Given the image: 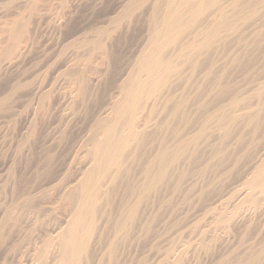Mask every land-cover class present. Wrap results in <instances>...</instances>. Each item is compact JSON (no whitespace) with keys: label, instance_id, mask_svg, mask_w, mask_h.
Here are the masks:
<instances>
[{"label":"rangeland","instance_id":"1","mask_svg":"<svg viewBox=\"0 0 264 264\" xmlns=\"http://www.w3.org/2000/svg\"><path fill=\"white\" fill-rule=\"evenodd\" d=\"M128 1L127 0H37V2L34 3V5H36L34 7V5L32 4L33 1L31 0H0V54L3 44L7 43L6 23L11 22L13 19L17 17L25 16L24 20L26 21V25L27 24L29 25V26L27 25L28 31L30 30L29 33L27 32L28 37L26 36V40L24 38L23 42L18 47L17 53L15 54V57L18 56L17 57L18 59L15 58V61L11 66L10 65L8 66V64L10 63L9 62L7 63V61L4 58L0 57V100H1L0 101V264H15V263L24 264V262L25 264H39V262L37 261L38 248L41 247L42 244L45 243V241L53 244L54 241L57 239L55 242L57 243L58 238L56 234L60 229H61L60 231L64 229L63 225L64 227L66 225L64 221L67 222L68 213L67 215H63L65 214L63 213L64 207L63 205L61 206V204L63 203L62 200L64 198L61 199V197L67 190L69 191L70 188H72L73 185L76 184L82 178V176L80 175H83V173L85 174L87 172L89 168L87 164L89 165L91 164L90 161L91 156L89 155L91 153L87 152V150L92 148V147L88 148L87 144H89V147L92 145L91 138L93 137L92 134H95L94 133L96 130L95 127L98 124V121L100 123L101 121L102 122L104 121L105 117L106 118L110 117V115H107L106 112H108V114L112 112V109L110 108H113L115 102H117L118 100V99L116 100V98H119L118 97L119 90L117 91V89H119L120 83L122 81V77L124 79V76L126 77L130 69L133 68V66L137 63V60L140 57L142 50L150 46V23L148 20L149 19L148 14L150 13L149 8H151L150 4L152 0H150V3L148 2L149 0H145L143 3L140 4V7H138V5L134 7L135 11H136L135 8L138 7L139 8V9L137 8L138 11H136V13H134L135 12L134 11L132 14L129 15V17L127 16L128 18L121 17L120 11L123 8L122 6L125 5ZM116 15L118 16L116 17ZM110 17L111 18L115 17V18L112 19L113 20L112 21ZM124 18L126 19L123 21L122 19ZM24 20L23 22H25ZM247 29L249 32L246 31ZM255 29H257L256 26L246 28L245 31L249 35V38L250 37L252 38ZM247 34L246 36L248 37ZM101 41H103L104 43ZM97 42L98 43L101 42V44L99 43L100 45H98ZM261 43L262 42H260V44L256 46L255 44L249 42V44L252 45L254 48L252 46L250 48L249 44H248L249 47L247 46V44H242V46L239 45V47L230 46L229 47L230 49L228 48L226 54H222L224 58L229 57L232 55L230 54L231 50L234 49L233 50L234 53L240 50L239 51L240 54L247 53L245 55H249L248 57H252L251 64L253 66L250 65L252 68L251 67L249 69L244 68L245 69L244 71L243 69L242 70L231 69V72H229V76L231 75V77H233V79L232 78L230 79V77L228 76L231 82L229 83L235 85V86L233 85L231 86L234 89L236 87L237 91H240L241 95H243L244 93H246L247 95L252 91L251 89L256 88L257 84L259 83L258 81H256V79L255 81L250 80L254 76L253 75L254 72L258 74L257 75L254 73L257 76V78L260 77L262 74L264 75L263 70H261V68L264 65V56H263L264 54L262 53L264 52V43L262 44ZM102 44L103 46L101 48H104L105 50L104 49L102 50L99 47ZM245 49L246 51H244ZM258 50L260 51L257 52ZM106 51L108 53L107 54L108 56L106 57L107 60L106 58L104 59L102 58L103 56L104 57L106 56ZM228 52L230 54L229 56H228ZM260 53H262L263 55ZM220 56L221 54L219 55V53H216L217 58L215 59H219L218 61H216L218 64H220L221 60H222L221 64H223L224 60H225L224 64L229 63L228 62L229 60L227 61V59L229 58L224 59L223 56L221 57ZM232 72H233V76H232ZM235 72L236 75L234 74ZM249 72L252 73L251 76ZM82 76H84L85 78ZM77 77L78 79L83 78V80L79 79V81H81L82 83L84 81L86 82V83L84 82V90L86 89V84H88L87 85L88 87L86 89L87 93L84 90L82 91L83 93L82 95L84 97L87 95L85 98L81 94H78V91L79 93H81L80 92L81 89L79 90L78 89L79 87L77 88L78 85L75 84L76 81L78 80ZM186 77H184L183 80L185 79L186 81H188L187 80L188 78L186 79ZM200 78L199 81H196L198 79L197 76L193 83L191 82V84H189L187 82L188 85H186L185 83L186 81L184 82L183 80H179L177 82L175 81L176 85H173L174 88L171 87V89L173 88L172 91H174L177 97H180L183 94H187V92H189L188 96L191 95V97L192 96L194 97V98L192 97V100L198 99L200 101V104L204 103V105L205 104L209 105V108L213 105L212 103L215 100L217 102L214 103H219L217 105H224L225 104L224 102H228L227 100L228 98H226V96L225 97L223 96L225 99L222 102H219L221 98L223 99L222 96L217 98L218 97L217 95L221 94V90L215 88H214L215 90L211 89L214 87V84L212 85V83L210 85L207 83V85L209 86H206L204 90L199 89L198 82L200 83V81H203ZM75 79L77 80L75 81ZM210 90L213 91L209 92ZM172 91L170 90V92ZM214 96L216 98H214ZM109 103H111L112 107L110 106ZM158 104L160 105L161 103L158 102ZM108 106H110L109 110L107 108ZM160 106L157 107L160 109ZM197 106L198 104H196V102L191 103V105L188 107L187 112L191 114V116L193 115L195 116L196 113L198 112L196 108ZM194 111L197 112L194 113ZM102 113L105 115H103ZM101 115L105 117L103 118L101 117ZM157 115L160 117L163 114L160 115L157 114ZM97 118L100 119L97 120ZM157 120L159 121L160 118L159 119L157 118ZM150 127H148L147 133L149 132V134L151 135L152 131L153 132L155 131V128L154 125H151ZM155 134L157 135L158 133L156 132ZM159 134L162 135V139L168 136V134H166L165 136L163 132L162 133L159 132ZM90 135L92 137H90ZM152 135L153 136H149V138L152 137L150 139L151 141L147 142V144L144 145L145 148H143L147 151L144 152V150L142 149V153L143 152L150 153L151 150L154 151V149L159 144V142L157 144L155 138H159L157 140L161 141V138L159 137L161 135H159L158 137H156L155 135V138H154V134ZM262 135H259V137L261 138L257 139V141H259L260 139L259 143L261 144L262 142V144L260 145L257 143L256 145L257 142L256 141L254 143L255 145H253L252 147L249 146L251 145L249 144L250 142L249 139L251 140L252 138L249 136L247 137V140L245 141V143L246 142L247 143L241 146L238 152L243 151L240 154L243 153H245L243 155L248 154L247 155L248 158L246 157L248 160L246 159L244 161V164L242 163L241 165H239V167H237L238 171L235 173V175H233V178L234 177L235 178L233 179L231 177L230 179L231 181L228 179V181L230 182L226 180V184L225 181H223V178L221 179L222 182H220L219 184L216 183L217 181L216 179L213 180L214 183L213 181H211L212 180L211 178L215 177L213 175H216L217 172H219L218 173L219 175L224 173V169L220 168L222 166L219 167V169L221 170L223 169L222 171L216 168L218 170L216 174H214L215 169L211 167L212 164L210 165V168L206 170L207 174L206 171H204L203 166L204 165L207 166L208 164V160L206 159L208 157L207 153L210 151L209 148H205L206 144H203L202 146L203 148L206 149V151L207 150L209 151H207V153H203V151L204 152L206 151L201 147V149H203L201 150V152L205 154V156L203 157V154L201 153L202 160H199L198 163L196 162L195 166L193 165L194 163H192L191 166L187 165L188 166L187 167L185 164H188V161L187 160H186L187 162L182 161L181 164L187 167L185 168V166L184 167L181 166V169L185 168L184 171L187 170L186 172L187 174H185L186 176L184 175L185 176L183 177L184 179L182 178L181 180L183 184L179 183V185L183 186V188L182 187L178 188L177 190L178 193H177L176 191H173V189L170 186V190L172 192L170 190L169 191L167 190L168 192L162 191L160 192L161 195H157L156 197L154 196L153 197L154 199L152 198L148 204H151L152 202L154 203L156 199L155 201L156 205L155 204L154 206L148 205V207H150L155 214L152 213L153 212L152 210H151L152 212L149 211L150 210L149 208L142 209L143 210L142 214L144 213L142 217L143 220L144 219L146 220V218H148L151 214H154V217L156 215L155 219L157 218L158 219L155 220L156 223H153L151 229L149 228L150 229L149 233L145 232L141 224L138 223V225L142 227H139L136 224L137 227L136 228L134 227V229H132L133 231H131L133 237L131 236V238L127 239L128 241L127 240L125 241V243L127 242L126 244L123 242L125 246L118 248L119 252L117 253V256L119 255V260L117 257L116 258L117 259L116 262H118L117 264H222L224 260L229 258V256L232 257L234 262L243 259L246 250H248L250 246H251L250 249L252 251L258 249L260 250L264 246L263 244L264 243V200L261 201L260 206L258 208H255L251 206L249 202H246L245 205L246 207L247 206L248 207L247 208L245 206H244L245 208L239 207L238 209L241 210L239 211L237 207H235L236 205L235 206L233 205L236 204L237 202L235 203V201H232L231 203V199L236 197L238 192L240 193L241 191L240 187L241 189H243V185H242L243 183L241 184V182H243L242 181L243 177L249 174L248 172H250L251 166L255 162H257L258 161L257 159L260 157V155L264 153L263 152L264 135L263 136ZM87 136H89L90 138H88ZM83 139L85 140V143L87 141L88 142L87 144H83V147L85 146L84 148L83 147L80 148V146H82L81 143L84 142ZM153 139L156 141V143H154L155 147L153 146L152 143V141H154ZM75 140L78 143H76ZM252 141L255 140L252 139L251 142ZM150 143H152V145ZM148 144L150 147L147 146ZM151 146H153L154 148L152 147V149H150ZM255 147L257 148L259 147V148L257 149ZM146 148H149L150 150ZM258 152L260 153V155ZM87 155H89L90 157L88 158ZM210 156L211 154L209 155L208 158H210ZM204 158L206 159L204 160ZM76 160L78 163L76 162ZM127 161L128 162H126L124 167L128 166L127 170H130L131 168L133 169V171L132 170L129 171V175L131 172L129 178L134 176L133 178L135 182H138L137 180L139 178V175L142 174L140 171L142 164L140 165L141 167L139 166V170H138V168L136 169V166H138L139 164L138 161H137L138 164L137 162L133 161V166L131 165L132 160L131 162H129L130 160ZM60 163L62 166L60 165ZM79 163L80 164L83 163V164L80 165ZM84 164L88 168L84 166ZM215 164H213L214 168H215ZM216 165L218 167L219 164ZM83 169L86 170L83 171ZM77 170L79 173H75ZM124 170L126 171V169H123L122 172L123 174L121 173L123 178L127 176V174L125 176ZM81 171L82 174H80ZM134 171L135 172L138 171V172L134 174L132 173ZM210 171H212L213 173H209L210 174L209 175L208 172ZM56 172H58L59 174ZM204 172L205 174H201ZM175 173L178 174V171L174 172L172 174L173 175L172 177L175 176L174 175ZM54 176L56 177L54 178ZM172 177L169 178V180L171 179L170 180L171 183L169 181L170 183L169 185L174 186L175 185L174 183H177V180H175L176 178L174 179ZM208 177L210 178V181H206ZM48 178L50 180H48ZM78 178L79 180H76ZM209 178L207 180H209ZM68 179L71 181V183L74 184L68 183L70 182ZM129 180L134 181L132 180V178ZM209 182H211V185ZM53 184L55 185L53 186ZM108 184L111 185V183H107V185L105 184L109 188L110 186ZM69 185L70 187H68ZM106 186H104L103 189H106L107 188ZM219 187H221V190ZM62 189L63 191L64 190L65 191L63 192ZM119 189L120 187L118 188V190ZM116 191L117 189L114 192H112L113 197L112 196L107 197L108 199H112V200L114 198L113 201L110 200L111 201L110 206L114 204L112 206L113 208L108 206L109 208L105 207L106 209H104V207L102 206H104L105 204L100 206V210L98 208L97 211L98 216H96L98 219L96 218V222L99 223L100 225L99 224H98L99 226L97 225L98 227L95 229L96 231L94 230L93 231L94 234L92 233L91 235V238L93 236L92 238L93 240L91 241V243H93V247L91 244L90 248L92 249H90L91 252L89 253V257H87V259L85 258L86 264L87 263L97 264L99 261H101L100 258H104L102 260H105L104 257L106 253L105 238L109 237L110 235L109 232L112 229L111 227L112 222L115 220L114 218H117L115 216L119 214V212L118 213L115 212L120 210V209L118 210L115 209L117 205L115 203L119 202L117 206L121 208L120 200H122L123 197L121 199H119V197H121V195L124 193V191L121 190L122 191L121 194L118 193L117 197H115L114 195L116 194L114 193H116ZM60 192L62 196H60L59 194ZM163 192L166 193L165 195L167 196H165ZM211 192L213 194H211ZM231 193L233 194V196ZM14 194L15 196H13ZM230 195L232 198L230 197ZM161 196H163V198L166 200L161 198ZM215 196L216 198L217 197L218 198L216 199ZM29 198L30 201H28ZM228 198H230V201H227ZM102 199L103 198L101 197V200ZM105 200L103 199V201ZM163 201L166 203H164ZM224 202L225 203L228 202L227 204H229L230 202L231 205L229 204V206L227 207V205ZM59 204L61 207H59ZM232 205L234 207H232ZM28 206L32 210L30 209L28 210L29 208ZM230 206L232 209H230ZM143 207H147V204L146 206ZM110 209L112 211L114 210L115 211L112 213ZM147 209H148V213H147ZM36 210H39L41 212ZM104 210H105L104 213H109V215L108 214L104 215V213L102 214ZM107 210L109 212H107ZM230 210H232L233 212L234 210L238 211L237 215L236 213H234V217L236 219L232 217L233 223L232 221H230L232 223V224L230 223L231 225L228 224L229 225L228 226L225 223L224 224L222 223L221 226V224L218 225L216 222H214V219H217L218 216H220V214L229 212ZM150 212L151 214H149ZM31 215L36 217V220ZM99 215L101 218L99 217ZM144 215H146L147 217L145 216L144 218ZM23 216L26 218H23ZM110 216L114 218H111ZM105 217H110V218L107 219ZM103 219H105L104 220L105 223ZM108 221L111 223H109ZM107 222L108 224L106 225ZM56 223L58 224L56 225ZM54 225L56 226L62 225V227H57L59 228L57 230L56 226L54 227ZM103 225H104L103 228L107 227L108 229L105 228L106 229L105 231H107V233H104L102 235L101 233L105 232L104 229L102 228ZM216 225L220 226L221 228L216 227ZM224 225H226V227ZM27 226L29 227V229H27L28 228ZM24 227H26V229ZM48 230L51 231L48 232ZM43 233L45 236L47 235L49 236H47L46 238L45 236H43ZM53 233L55 234L56 237H54ZM40 235L43 237L40 238L41 237ZM16 236L19 238H17ZM50 236L52 238H50ZM103 236L104 238H102ZM53 237L55 240L53 239ZM95 237L101 240L104 239L103 241H101L103 244H101L99 239L97 240ZM44 238H46L47 240ZM48 239H50V241H48ZM132 239L133 241H131ZM29 240H31V242ZM130 241L133 245L134 244L135 245L133 246L131 243H129ZM29 242L30 244L31 243L32 244L36 243V244L30 245ZM54 244L52 245V247L53 246L58 247L57 245ZM28 246H31V248ZM32 246H35L34 248L36 250ZM12 248L13 249L15 248V250H13ZM102 248H104L105 251ZM127 248L128 250H126ZM120 249L122 251H120ZM250 249L248 250L249 252ZM30 250L31 251L33 250L34 252L33 251L30 252ZM120 253L122 254V257ZM32 256L34 259L32 258ZM24 257L26 258V260H24L25 259ZM28 258L30 262L28 261ZM165 258H167L166 262H165ZM96 259L99 260L96 261ZM35 260L37 261L36 263ZM89 261H91V263ZM262 262H263L262 264H264V258ZM85 263L83 262L82 264Z\"/></svg>","mask_w":264,"mask_h":264},{"label":"bare ground","instance_id":"2","mask_svg":"<svg viewBox=\"0 0 264 264\" xmlns=\"http://www.w3.org/2000/svg\"><path fill=\"white\" fill-rule=\"evenodd\" d=\"M31 1H33L32 2L33 5H34V3L37 2V0H31ZM130 1H132V0H129L125 5H123L122 6L123 8L121 9V11L119 10L121 17L128 18L129 15L135 11L134 7H136L137 5H138V7H140V4L143 3L145 0H133L132 2H130ZM148 2L150 3V0ZM150 5H151V8L148 7L150 9V13L148 14L149 15L148 20L150 23V46L145 48L144 50H142L141 55L137 60V63L133 66V68L130 69L127 76L126 77L124 76V79L122 77V81L120 83L119 89H117V91L119 90V94H118L119 98H116V100L118 99L117 102H115V105L113 106V108H110V109H112V112H110L111 110L109 111L110 114H108V112L105 111L107 113V115H110V117L106 118L104 116L105 119L103 122L101 121L99 123V121H98V124L96 123L97 125L95 127L96 128V130L94 132L95 134H92L93 137L90 135V137H92L91 138V141H92L91 144L93 146L91 145L89 147V144H87V142H88L87 139H86V141H87L86 143H85V140L83 139L84 142L82 141L83 143H81L82 146H80V148L83 147V144H87L88 148L92 147L91 149H88L90 151H88L86 149L87 152L91 153V154H89L91 156V159H90L91 164L90 165L87 164V161H86V164L89 166V168L84 164V166H86L88 168V170L85 174L83 173L84 176L80 175V174H82V171L80 174H78V175L82 176V178L80 177L81 178L80 180H79V178L76 179V180H79L76 184L71 183V181L68 179L70 182H68V181L67 182L74 184V185L72 188H70L69 191L67 190L63 194L64 197L61 195V192L59 193L60 196H62L61 199L64 198L62 200V202L64 204L63 203L62 204L60 203V204H61V206L63 205V207H64L63 213H65V214H63V215H67V213H68L67 222L64 221V223L66 224L65 227L63 225L64 229L62 231H60L61 230L60 229L56 234L57 238H58L57 243H55L57 239L56 240L54 239V237H56V236L53 233L54 234L53 239L55 240L54 241L55 244L54 243L53 244L57 245L58 247H55V246L52 247L53 244L50 242L48 243L45 240H44L45 243L42 244L41 247H39L37 245L39 247V248L36 247V248H38L37 261L39 262V264H48V263L49 264L50 263L51 264H82L83 262L85 263V258L87 259V257H89V253L91 252L90 249H92V248H90L91 244L93 247V243H91V241L93 240L92 239L93 236L91 238V235H92L93 231L100 225L99 223L96 222V218H97L96 216H98V214H97L98 208L100 210V206H102L103 204H105L104 206H102V207H104V209H106L108 206H110L111 201H113L114 198L112 200V199H108L107 197L112 196V192H114L116 189L118 192L116 191V193H114V194H116V195H114L115 197H117L118 193L121 194V192H122L121 190L124 191V193H123L124 196H123V194L121 195V197L118 196L119 199H121L123 197V199L120 200L121 208L117 206L119 202L115 203V204H117L116 205L117 208L115 207V209H117V210L120 209V210L119 211L114 210V211L117 213L119 212V214H117V216H115L117 218L111 217L112 215L110 216L111 218H114L115 220L112 222L111 231L109 229V231H110L109 237L105 238L106 239L105 240L106 241L105 242L106 251L104 248H102L106 252L105 256H104L105 260H102L104 258H100L101 261H99L97 264H117L118 262H116V260H117L116 258L118 257V260H119V255L117 256V253L119 252L118 248L125 246L124 245L125 241L127 239L131 238V236H132L131 231H133L132 229H134V227L136 228L138 223H139L143 227L140 225H138V226L142 227L146 233L147 232L149 233L151 227L153 226V223H156L155 220H157L158 218L155 219L156 215L154 217V214H155L154 211L150 207H148V205L154 206L156 199H155L154 203L152 202L153 204L152 203L148 204L150 202V200L154 196L156 197L157 195H161L160 192H162V191H167V190L169 191L170 186L173 189V191H176V192H177L178 188H180V187L183 188V186L179 185V183L183 184L181 180L183 177L186 176L185 174H187L186 173L187 170L184 171V169L187 168L188 166H191L192 163H194L193 165L195 166L196 162L198 163L199 160H202L201 159L202 154L207 153V151H209V150L206 151L205 148L210 149V151L207 153V155L209 157V155L211 154V156H210V158L207 157V159L204 158V160L205 159L208 160L207 166L206 165L203 166L204 171L208 170L210 168V165L212 164L211 167L213 169H215L214 174H216V172L218 171L216 168L219 169V167L222 166L220 168L224 169V173L223 174L220 173L221 175H219L218 174L219 172H217L216 175H213L215 177H212L211 181L216 179L218 181V182L216 181V183L219 184L220 182H222L221 179L223 178V181H225V184H226V180L228 181V179L230 180L231 177L233 178V175H235V173L238 171L237 167H239V165H241L242 163L244 164V161L248 158L247 157L248 154L243 155L245 153L240 154L243 151L238 152L240 147L247 143V142L245 143V141L247 140V137L249 136L253 140H255V141L251 142L252 139L250 140L248 138L250 141L249 144H251V145H249V144L248 145L252 147L253 145H255L254 143L257 141V139L261 138V137H259V135H262V134L264 135V77H262L264 75L263 74L261 75L259 73L261 76L259 75L260 77H258L259 78L258 79L257 76L255 75L257 73H255L253 71L255 74L253 73L254 76L252 75L253 77L250 80L255 81V79H256V81H258L259 83L257 82L258 84H257L256 88H254V89L252 88L251 89L252 91L250 93H248L247 95H246V93L241 95L240 91H237L236 87H235V89H236L235 90L231 86L233 84H230L231 83L230 79L231 78L233 79V77H231V75L229 76V72H231V69H234V70L235 69L236 70H242L243 69V71L246 68L249 69L251 66H253L251 64L252 57H248L249 55H245L247 53L240 54V52H239L240 50L238 51L239 53L237 51L234 53V51H233L234 49H233V50H231V53H230L232 55L229 56L230 55L229 54L230 51H229L228 52L229 57H225V58H229V59H227V61L229 60L228 61L229 63L225 62L226 64H224V61H225L224 60L223 64H221L222 63V60H221V62L219 61L220 64H218L216 61H218L219 59H215V58H217L216 53H219V55L221 54V56H223L222 54H226V52L230 46L231 47H239V45L242 46V44H247V46H248L249 42L258 46L260 44V42L264 43V0H152ZM35 6L36 5H34V7ZM137 8H135L136 11H138ZM119 11H118V13H119ZM136 11L134 13H136ZM117 16L118 15H116V17ZM24 17L25 16L17 17L15 19H13L11 22L6 23V26H7L6 27V31H7L6 42L7 43L5 42L6 44H3L2 48H1L0 57L4 58L7 61V63L8 62L10 63V64H8V66L9 65L11 66L13 64V62L15 61V58L18 57V56L15 57V54L17 53L18 47L23 42L24 38L26 40L27 32L29 33V31H30V30L28 31L29 25L28 24H27L28 26L26 25V21L24 20ZM121 17H119V18H121ZM114 18H111V20ZM126 18H124L122 20L124 21ZM23 20L25 22H23ZM255 26L257 29H255L254 33L252 31L253 36L251 35L252 38L251 37L249 38V35L246 33V31L247 32H249V31H248V29L246 30V28L255 27ZM246 34L248 35V37L246 36ZM85 41H87V40H85ZM101 42H103V41H101ZM101 42H99V43L101 44ZM99 43L97 42L98 45H100ZM102 46H103V44L99 47L101 48ZM243 46H245V45H243ZM251 46L252 45H250V48H251ZM101 49L103 50L104 48H101ZM235 50H236V48H235ZM232 51H233V53H232ZM244 51H246V49ZM259 51L260 50H258L257 52H259ZM253 53H255V52H253ZM262 53L264 54V52H262ZM262 53H260V54H262ZM100 54H101V52H100ZM107 54L108 53L106 51V56L105 57L101 56V57L104 59L108 56ZM254 56H255V54H254ZM223 58H224V56H223ZM255 58H257V57H255ZM255 58H253V59H255ZM106 60H107V58H106ZM253 62H254V60H253ZM259 63H260V61H259ZM254 64H256V63H254ZM263 67H264V65H263ZM262 68H261V70H263V73H264V68L263 69ZM234 74L236 75V72ZM251 74L252 73H250V76H251ZM186 75H187V77H186ZM197 76H198V79L196 81H199L200 77H201L200 79L203 80V81H200V83L198 82V88L199 89L204 90L206 86H209L212 83V85L214 84V87L212 86L213 88H211V87H209V88H211L213 90H215V89L221 90V94H218L217 98H219L220 96H222V97L226 96V98H228L227 99L228 102H224L225 103L224 105H217L219 103H214V102H217L214 99V98H216L214 96L213 99L215 101L214 102L212 101L213 105L210 104L212 106L209 108V105H206V104L204 105V103L200 104V101L198 99L192 100L193 96L192 97H191V95L188 96L189 92H187V94H183L180 97H177L176 94L174 93V91H172V89L174 88L173 85H176L177 81L183 80V78L186 77V79L188 78L187 79L188 81H186L185 79L183 81L184 82L186 81L185 83H186V85H188V83L189 84H191V82L193 83ZM228 76L230 77V79L228 78ZM232 76H233V72H232ZM239 76H240V74H239ZM82 77H84V76H82ZM120 78H121V76H120ZM77 79H78V77H77ZM77 79H75V81ZM79 79L76 81L75 84L78 85L77 88L79 87L78 88L79 90L81 89L80 90L81 93H79V91H78V94L82 95L83 94L82 91L84 90V82L85 81L82 83L81 81H79ZM81 79L83 80V78H81ZM228 79H229V81H228ZM184 82H183V84H184ZM207 83L209 85H207ZM251 84H249V85H251ZM87 85L88 84H86V89L88 87ZM233 86H235V85H233ZM171 87H173V88L171 89ZM177 88H178V86H177ZM86 89L84 91H86ZM170 90L173 93L170 92ZM213 90H210L209 92H211ZM88 91H90V90H88ZM86 93H87V91H86ZM44 94H46V93H44ZM224 97H223V99L221 98V100H219V102H222L225 99ZM253 101L254 102L256 101V102L254 103ZM158 102L161 103L160 104L161 106L158 104ZM193 102L194 103L196 102V104H198V106L196 108H197L199 114L197 111H196L197 113L194 111V113H196L195 116L194 115L191 116V114H189L187 112L188 107ZM109 104L112 107L111 103H109ZM110 106L107 107L108 110H109ZM157 106H160V109ZM111 113H112V115H111ZM157 114H159V115L163 114V115H161L159 117ZM192 114H193V112H192ZM103 115H105V114H103ZM101 117H103V116L101 115ZM157 118L158 119L160 118V120L158 121ZM98 119H100V118H97V120ZM151 125H154L155 131L154 132L152 131V133L150 135L149 132L147 133V131H148V127H150ZM158 131L160 133L163 132L165 136H166V134H168V136H166L165 138L162 139V135L159 134ZM156 132L158 133L157 135L155 134ZM147 134H149V135H147ZM152 134H154V138H155V135H156V137L161 135V136H159L161 138V141L157 140L159 138H155V140L157 141V144L159 142L158 146L154 149V151L151 150V152L149 151L150 153H148V152L144 153L145 151H147V150L143 149V148H145L144 145L147 144V142L151 141L150 139L152 137L149 138V136H153ZM87 137L90 138L89 136H87ZM154 141H152V143H153V146L155 147L154 143H156V141L155 142ZM259 141H260V139H259ZM259 141L256 142V145H257V143L260 144ZM263 141H264V139H263ZM76 143H78V142L76 141ZM152 143H150V144L152 145ZM203 144H206V147L204 145L205 148H203V146H202ZM261 144H262V142H261ZM77 146H79V145H77ZM147 146L150 147L149 144ZM153 146H151L150 149H152ZM74 147H75V145H74ZM201 147L206 152L203 151V153H202L201 150H203V149H201ZM255 148H257V147H255ZM142 149L144 150V152H143L144 154L142 153ZM146 149H149V148H146ZM89 155H87L88 158L90 157ZM259 155H260V153H259ZM204 156H205V154H203V157ZM69 157H70V155H69ZM72 158H73V156H72ZM127 160H130L129 162H131V160H132V164H131L132 166H133V161H135V162L138 161L139 164L137 162L138 166H136V169L138 168V170H139V166L142 164V167L140 166L141 167L140 171L142 174H140L141 176L139 175V178L140 177L141 178L139 179L137 177L138 180L136 179L138 182H135V180L133 178L134 176L131 177L132 180H134V181L129 180V179H131V178H129L131 175V172L129 175V171L130 170L133 171V169L129 166L131 169L129 168L130 170H127L128 169L127 165H126L127 167H124L126 162H128ZM186 160L188 161V164H185V163H183V164H185L186 166L188 165V166L186 167L184 165L185 168H183L184 166L181 164V162L182 161L185 162ZM257 160L258 161L255 162L251 166L250 172H248L249 174H247V176H245V177L242 176L243 182H241V184L243 183L242 184L243 189H241V187H240V190H241L240 193L237 191L238 192L237 196L234 197L233 199H231V203H232V201H235V203L237 202L236 204H233L234 206L236 205L235 207H237V209L239 207H244V206L246 207V205H245L246 202H249V204L251 206L258 208L260 206L261 201L264 200V153H262ZM254 161H256V160H254ZM76 162H77V160H76ZM189 163H190V165H189ZM215 163L219 164L218 167ZM82 164L83 163H81L80 165H82ZM128 164H130V163H128ZM213 164H215V168L213 167L214 166ZM60 165H61V163H60ZM202 165H203V163H202ZM181 166H183L182 167L183 169H181ZM75 167H76V165H75ZM200 167H199V169H200ZM243 168H245V167H243ZM53 169H56V168H53ZM57 169H59V168H57ZM123 169H126V171L124 170L125 171L124 173H125V176L127 174L129 179L127 178V176L125 178H123V176L121 175V173L123 172ZM136 169H135V171H136ZM84 170H86V169H83V171ZM219 170H221V169H219ZM46 171H48V170H46ZM135 171L132 173L136 174L138 172V171L137 172H135ZM176 171H178V174L175 173L174 175L176 177L175 176L172 177L173 176L172 174ZM212 171L208 172V174L213 173ZM248 171H249V169H248ZM199 172H201V171H199ZM56 173H58V172H56ZM75 173H79L78 170ZM58 174H56V175H58ZM201 174H205V172L201 173ZM206 174H207V171H206ZM238 175H241V174H238ZM204 176H206V175H204ZM55 177L56 176H54V178ZM71 177H73V176H71ZM171 177L174 179L176 178L175 180H177V183H174L175 184L174 186L169 185L171 183V181H170L171 179L169 180V178H171ZM207 179H206V181H210V178H209V180H207ZM48 180H50V179L48 178ZM185 180H186V178H185ZM169 181H170V183H169ZM230 181H228V182H230ZM53 182H55V181H53ZM107 183H111V185L108 184L110 186L109 188L106 186ZM209 183L211 185V182H209ZM213 183H214V181H213ZM238 183H240V182H238ZM218 184H217V187H218ZM54 185L55 184H53V186ZM64 185H62V186H64ZM70 185L68 187H70ZM104 186H106L107 188L103 189ZM45 187H47V186H45ZM119 187H120V189H119L120 192L118 190ZM215 187H216V185H215ZM221 187H219L220 190H221ZM63 189H62V191H63ZM20 192H22V191H20ZM227 193H228V191H227ZM165 194L166 193H164V195ZM169 194H172V193H169ZM211 194H213V193L211 192ZM221 195H222V193H221ZM13 196H15V194ZM165 196H167V195H165ZM216 196H218V195H216ZM216 196H215V198H216ZM232 196H233V194H232ZM101 197L104 200L105 199L106 200L105 201H103V199L101 200ZM230 197H231V195H230ZM161 198H163V196H161ZM210 198H212V197H210ZM224 198H226V197H224ZM116 199H118V198H116ZM213 199H214V197H213ZM228 199H227V201H230V198H228ZM50 200H51V198H50ZM164 200H166V199H164ZM28 201H30V198L28 199ZM36 203H37V201H36ZM112 203H114V202H112ZM161 203H162V201H161ZM164 203H166V202H164ZM227 203L228 202H226L225 204L228 207L230 202H229V204H227ZM60 204H59V207H61ZM146 204H147V207H143V206H146ZM159 204H160V202H159ZM113 205L114 204H112V206ZM233 205H232V207H234ZM16 206H18V205H16ZM112 206H110V207H112ZM53 207H54V205H53ZM38 208H40V207H38ZM143 208L144 209L149 208L150 209L149 211L152 210L153 212L152 211L151 212L154 214H151V212L149 214H151L153 216H151V215L149 216V214H148L149 217L146 218V220L145 219L143 220L142 219L143 214H144V213L142 214ZM24 209H25V206H24ZM29 209L32 210L30 207L28 208V210ZM40 209H42V208H40ZM230 209H232L231 206H230ZM238 210L241 211L240 209H238ZM36 211H39V210H36ZM114 211H112V213ZM230 211L220 214V216H218V218L216 217L217 219H214V222H216L218 225L221 224V226H222V223L223 224L225 223L226 225H228V224L231 225L233 223V218H235L234 213H236V215H237L238 211H235V210H234V212L232 210H230ZM39 212H41V211H39ZM45 212H47V211H45ZM104 212H105V210L102 212V214ZM107 212H109V211L107 210ZM147 213H148V209H147ZM106 214L109 215V213H104V215H106ZM145 216L146 215H144V218H145ZM32 217H34V216H32ZM99 217H100V215H99ZM110 217H105V218L108 219ZM23 218H26V217L23 216ZM34 218L36 220V217H34ZM34 218H32V219H34ZM103 218H104V216H103ZM64 219H65V217H64ZM107 219H106V221H107ZM55 220H58V219H55ZM104 220L105 219H103V221ZM42 221H44V220H42ZM230 221H232V223ZM98 222H99V220H98ZM108 222L106 223V225L108 224ZM50 223H48V224H50ZM104 223H105V221H104ZM109 223H111V222H109ZM57 224L58 223H56V225ZM56 225H54V227ZM104 225L102 226V228L104 227ZM226 225H224V226L226 227ZM30 227H31V225H30ZM57 227H62V225L56 226V228ZM216 227L221 228L220 226H217V225H216ZM24 228L26 229V227H24ZM105 228H107V227H105ZM105 228H103L104 231L106 230ZM27 229H29V227ZM58 229L59 228H57V230ZM37 230H36V232H37ZM46 230H47V228H46ZM98 230H100V229H98ZM50 231L48 230V232H50ZM101 231H103V230H101ZM101 231H99V232H101ZM104 233H107V231H105L101 234L103 235ZM134 233H135V231H134ZM96 234H97V232H96ZM101 234H100V236H101ZM136 234H139V233H136ZM43 236H45L44 233H43ZM43 236H41L40 238H42ZM47 236H49V235H47ZM47 236H45V237L47 238ZM17 238H19V237H17ZM31 238H33V237H31ZM37 238H36V240H37ZM46 238H44V239H46ZM50 238H52V237L50 236ZM102 238H104V236ZM96 239H94V240H96ZM31 240H29V241L31 242ZM41 240H43V239H41ZM103 240L99 239L100 242ZM48 241H50V239H48ZM131 241H133V239ZM131 241L129 243H131ZM30 242H29V244H30ZM38 242H37V244H38ZM35 244L33 243L32 245H35ZM101 244H103V243L101 242ZM28 247L31 248V246H28ZM32 247L34 248L35 246H32ZM96 247H94V248H96ZM15 248H17V247H15ZM15 248L14 249L12 248V249L15 250ZM250 248H251V246H250ZM254 248H256V247H254ZM121 249H120V251H122ZM126 250H128V248ZM248 250H246V253L249 252ZM32 251L30 250V252H32ZM246 253H245L246 256L244 255L243 259H240V260L235 261V262L233 261L232 257L229 256V258L224 260L222 264H262L263 263L262 260L264 258V246L260 250L258 249V250L252 251L250 249V252L248 254H246ZM28 254H29V252H28ZM97 254H99V253H97ZM34 255H36V254H34ZM120 255L122 257L121 253H120ZM23 256H25V255H23ZM33 256H32V258H33ZM166 259L167 258H165V262H166ZM24 260H26V258ZM94 260H95V258H94ZM98 260L96 259V261H98ZM28 261L30 262L29 258H28ZM37 261L35 260V263ZM89 262L91 263V261H89ZM24 264H25V262H24ZM87 264H89V263H87Z\"/></svg>","mask_w":264,"mask_h":264}]
</instances>
